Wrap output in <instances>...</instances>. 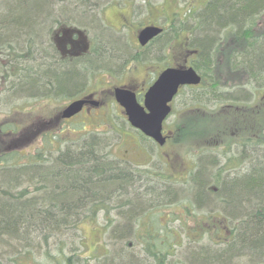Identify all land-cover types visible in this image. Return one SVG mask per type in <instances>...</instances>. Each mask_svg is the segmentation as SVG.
I'll return each instance as SVG.
<instances>
[{
    "label": "trees",
    "instance_id": "trees-1",
    "mask_svg": "<svg viewBox=\"0 0 264 264\" xmlns=\"http://www.w3.org/2000/svg\"><path fill=\"white\" fill-rule=\"evenodd\" d=\"M1 1H4L2 5L8 12L6 13L8 17L0 15L2 17L0 23L4 24L0 30L7 31L9 35L18 33L20 36L17 39L24 40V44L30 48L39 46L37 43H40L41 35L47 31L49 22L55 23L52 26L54 29L63 25L80 27L70 24L68 14L87 7L86 0L83 4L82 0ZM59 1H62L61 9L65 2L67 4L64 12L59 14L52 10L47 12L45 8L47 5H54ZM201 10L203 11L198 14L194 26L190 28V31L200 38H195L196 42L188 44L185 50L186 57L196 59L192 61V65L202 76V85L205 84V79L209 78L212 89L218 88L222 79L221 73L227 69L230 78L245 75L254 82L251 85L264 89V0H209ZM22 20L24 23L20 24ZM182 30H185L184 27L178 24L174 33L178 35ZM219 31L224 37L220 36L217 39ZM2 38L3 36H0V57L7 52L9 62L6 61V55L3 56L4 60L1 57L0 78L5 80L9 73L17 70L16 75L20 76L19 81L13 82L14 89H18L22 79L29 76L30 72L38 78L31 81L29 89L43 93L31 96L45 99L60 95L59 92L65 90L67 84L76 86L74 91L78 90L82 78L75 73L74 63L56 57L53 46L47 49L51 62L44 63L42 65L44 70L41 72H39L41 69L32 71L24 69V63L19 62L25 56L14 54L11 49L14 42H5L14 38L12 36ZM223 41L226 42L225 47L222 46ZM116 44L118 43L114 42L112 45V55L104 54L103 57L97 52L88 58L87 62L92 63L100 58L111 62L112 67L119 66L120 59L116 60L120 57L118 50L123 49ZM222 58L224 62L218 61ZM57 72L64 75L62 80L56 77ZM230 106L235 109L232 113L234 118L232 114L230 116V135H234L235 132L240 134L242 139L240 144L243 147L249 142L263 146L264 102L260 99L255 106H250L246 102ZM238 112L247 115L252 123L249 126L235 124L234 113ZM211 113L214 112L205 114ZM181 131L182 126L178 124L175 139L177 143H183V140H180ZM226 131L227 128L220 130L219 137H216L214 132L206 137L207 142L204 144L215 145L213 139L216 137L219 142ZM246 132L250 133L248 139L243 138ZM4 144L0 138V264L4 259H8L9 264H84V257L81 256L78 247L79 225L86 220L96 219L100 213L110 216L117 211L121 219L127 221L125 227L129 228V232L125 234L142 240L140 243L144 245V257L148 264H173L169 257L176 237L172 230L165 228L163 216L160 215L156 221L155 217L149 222L145 220L143 224L138 221L137 229L133 231L130 229L136 214L147 204H151L148 214L152 210L178 206L176 203L162 202L163 196L158 191L160 188L166 189L167 197L171 200L178 193L169 177L112 158L109 151L103 150L104 144L101 145L100 139L95 136L71 141L69 146L58 150L54 156L50 155L51 150L47 148L38 152L36 157L31 156L26 165L19 164L18 159L12 155L16 153H12L11 150L4 151L2 148L5 147ZM203 145L191 150H198L197 154L201 155L203 150L199 149ZM44 152L49 153L46 160L43 159ZM253 156L250 170L230 171L233 172L231 174L233 176L221 182L222 186H230V199L229 194L221 189L220 197L225 200H220L224 205L219 206L232 228L230 236L227 234L226 224L221 218L217 219L218 216L210 213L199 216V225L208 227L201 229V233L218 237L214 245L220 246V249L216 252L201 250L191 257L190 264H194V260L209 262L207 264H232L233 257L240 255L241 251L248 253L252 263L264 264V154L261 160ZM11 160L15 161L10 165ZM200 165V169L194 173L196 176L193 178V184L196 183V187L206 189V197H201L200 193L196 192L194 201L204 208H212L216 204L214 196L218 193H212L209 189L208 168L205 164L202 165V162ZM202 173L207 176L206 180H201ZM189 179H192V174ZM213 179L215 183L220 182L216 176ZM131 185H135L140 192H145V197L148 196L152 202L146 201L140 192L132 194ZM24 186L25 188L21 189ZM123 197L127 201L122 200ZM131 200H134V204L130 203ZM124 207L128 209L124 211L122 209ZM135 207L137 210L133 214L132 210ZM128 213L131 215H126ZM211 218L215 220L211 222ZM113 222L109 218V227ZM142 225L144 228L140 230ZM222 233H226L224 238L221 237ZM19 247L24 251H15ZM126 257L129 264L134 263L135 259ZM260 261L263 263H259Z\"/></svg>",
    "mask_w": 264,
    "mask_h": 264
},
{
    "label": "rangeland",
    "instance_id": "rangeland-1",
    "mask_svg": "<svg viewBox=\"0 0 264 264\" xmlns=\"http://www.w3.org/2000/svg\"><path fill=\"white\" fill-rule=\"evenodd\" d=\"M208 1L86 0V9L68 14L70 24L80 26L85 30L91 46L88 55L74 62V71L82 78L77 91H74L76 86L67 84V88L60 91L61 93L59 92L60 95L40 99L31 95H41L43 94L42 91L29 89L32 84L31 81L37 80L38 76L28 72L29 76H25L22 79L17 90L14 89L15 84L13 82L19 81L18 77L20 75H16V69H14L16 72L9 73L7 79L3 80L0 78V127H3V130L7 132H14V134L18 135H11L10 137L22 139L13 143V140L9 142V139L2 137L5 139V147L2 146V148L4 151L11 150L12 153H16L12 155L18 159L19 164L26 165L31 160V156L36 157L38 152L47 148L51 150L50 155L54 156L57 155L58 150H63L69 146L71 141H79L81 138L85 139L95 136L100 139L101 145L104 144L103 150L105 152L109 151L112 158L118 160L125 148H134L131 158H135L133 159L135 165L142 170L155 171L170 178L172 185L178 191L172 197L173 199H168L166 189L160 188L158 191L163 196L162 202L168 204L176 203L178 206L152 210L148 214L151 204H147L141 212L136 214L135 220L131 222L130 229L131 231L137 229L138 221L143 224L145 220L149 222L155 217L156 221L160 215L163 216L165 228L169 231L172 230L176 237L173 248L170 249L171 256L169 257L173 264H190L192 262L191 257L198 254L201 250L203 252L207 250L216 252L220 249V246L214 245L218 237L201 233V229L208 227L203 224L199 225V216L208 213L218 216L217 219L221 218L223 223L226 224L225 227L228 228L227 234L230 236L229 233L232 228H230L231 226L224 215L225 213L219 208V206L222 207L224 205L220 200H225L220 197L221 189L229 194L230 199V186H222L221 182L227 181L230 176H233L231 175L233 172L230 171H238V169L246 171L251 163V158H254L253 154H257V149L254 146L253 150H250L249 147H243L240 144L242 142L240 134L235 132L234 135H230V116L235 110L230 108L233 107L230 105L246 102L250 106H255L260 99L264 102V89L254 84L251 85L254 82L245 75L243 77L230 78L229 71L224 69L221 73L222 79L218 88L212 89V86H210L212 82L207 78L205 79V84L201 87L195 90H183L173 104V113L165 122L166 132L172 134L171 140L163 148H160L153 141L142 138L128 124L122 108L115 102L112 93L115 88L134 86L135 82L133 80L135 79L139 83L137 90L139 92L145 90L143 95H141L142 99H139V102L143 103L145 93L156 80L157 68H163L162 70H164L169 64L180 62L176 55L166 58V53L169 51L166 42H169L168 44L172 50H179V45L183 44V42H185V48H187L188 44H194L197 40L195 38L198 37L199 39L200 37L190 31V28L194 26L198 14L203 11L201 9ZM3 3L4 1L0 0V15L7 18L8 12L3 7ZM65 3L63 9H61L62 1L54 5H47L45 8L47 12L52 10L55 11L54 13L59 14L66 9L67 4ZM83 3L84 0L81 1V4ZM123 4L132 5V17L130 18V23L126 26L128 28H115L119 30L118 32L116 31V34L106 30L105 25L102 23L108 17L107 12H114L116 8L119 10L128 8V6L124 7ZM204 20L205 18L202 23ZM1 21L3 22V20ZM22 23H24V20L20 24ZM47 24L49 25L47 31L43 34L41 33L42 35L40 34L42 38L39 40L40 43H37L39 46L32 48L26 46L21 38L20 40L17 39L20 36L18 33L9 35L7 31L3 32V30H0V36H3L4 39L6 37L11 38V36L14 38V40L5 42H14L13 47L11 46V49L15 52L14 54L25 56L19 61L24 63V69L27 68L32 71L41 69L39 71L41 72L44 70L42 65L51 62L47 49L49 46H53L52 32L54 27L52 28V26L55 23L49 22ZM147 24L161 26L164 29V35L153 45L146 49H141L138 47L136 35L137 31L139 32ZM178 24H181L185 30L176 35L174 30ZM2 27H4V24L0 23V29ZM218 35L217 39L220 36L224 37L223 34H220V31ZM114 42L118 43L116 44L117 47L123 49L118 50L120 57L116 60L120 59L119 66L112 67L111 62L109 63L106 59L100 58H97V61H92V63L87 62V59L93 57L97 52L101 53L103 57L104 54L112 55ZM225 44L226 42L223 41L222 46L225 47ZM7 54V52L1 54L3 60L5 59L3 56L6 55L7 57ZM138 54H141V56ZM1 57L0 60H2ZM44 57L46 58L44 59ZM56 57H58L57 54ZM193 60H196L195 57H186V64L183 65H192ZM6 61H8V57ZM218 61L224 62L223 58ZM19 68L21 69L23 66ZM63 76L59 72L56 74V77L61 80ZM93 93L100 96L104 101L103 108L93 111L91 115L80 114L69 122L55 121L56 116L70 102ZM68 95L72 96L69 97ZM196 98L198 101H194ZM227 107L228 109H226ZM197 111L214 113L205 114ZM234 114L235 124L249 126L252 123L247 115L240 112ZM232 118H234L233 114ZM50 121H52L51 125L42 126ZM36 124L41 128L35 127ZM178 124L182 126L180 140H183V143H177L175 140ZM38 128L40 129L37 131ZM225 128H227V131L218 142L216 137L221 136L218 132ZM214 132H216V137L213 139L215 145H205L204 143L207 142L206 137ZM243 138H250V133H244ZM249 144L253 145L254 142H249ZM199 145H203L199 149L203 150L201 155L197 154L198 150H191L196 149ZM135 149L138 150L137 155H135ZM260 150L264 154V145ZM48 156L49 153L44 152L43 159L46 160ZM131 158H129L130 161ZM14 161L11 160L9 162L10 165L14 164ZM201 162L202 165L205 164L210 174L209 189L212 193H218L214 196L216 204L212 208H204L194 201V193L196 192L200 193L201 197H206V189L196 187V183L195 185L193 184V178L196 176L194 173L200 169ZM191 174L192 179L190 180ZM215 176L219 178L220 182H214L215 179L213 177ZM206 177L205 174H200L201 180H206ZM23 188L25 186L21 189ZM130 190L132 194L134 192V195L140 192L135 185H131ZM140 194L145 197V192L141 191ZM144 199L152 202V199L148 196ZM122 200L127 201L125 197ZM133 202L134 200L130 201V203ZM122 209L126 211L128 207ZM186 209L189 211L187 212ZM136 210L135 207L132 213L134 214ZM126 215L131 214L128 213ZM108 217L114 221L111 227H109ZM214 220L215 218L210 219L211 222ZM126 222V220L121 219L119 211H117L110 216L100 213L96 219H89L81 223L77 234L79 236L78 247L81 256L84 257V264H129L126 256L130 259H135L133 260L135 264H148L144 257V245L140 243L142 240L135 239L131 234H125V232H129V228L125 227ZM214 224L217 223L214 222ZM143 228L142 225L139 229L143 230ZM222 234L221 237L224 238L226 233ZM213 241L215 242L213 243ZM17 249L15 251H24L21 247ZM67 252L69 253V250ZM123 256L124 258H120ZM240 256L243 257L240 258ZM233 258L232 264H257L251 262L247 252L241 251L240 255H235ZM133 262L131 261V263ZM193 263L207 264L209 262L194 260ZM259 263L263 262L260 261ZM1 264H9V260L4 259Z\"/></svg>",
    "mask_w": 264,
    "mask_h": 264
},
{
    "label": "water",
    "instance_id": "water-1",
    "mask_svg": "<svg viewBox=\"0 0 264 264\" xmlns=\"http://www.w3.org/2000/svg\"><path fill=\"white\" fill-rule=\"evenodd\" d=\"M162 29L149 26L138 35L141 46L158 37ZM68 34H71L69 32ZM67 36V35H66ZM66 46L65 42L58 43L59 49ZM78 53L88 51L87 39L80 34L77 42ZM79 54H76L78 56ZM202 77L193 67L168 68L158 77L145 95L144 107L140 106L135 94L127 89H116L114 91L116 101L125 110L131 126L139 130L143 135L155 141L158 145L164 146L166 137L163 135V123L171 113L169 104L177 95L180 87L199 86ZM86 104L97 106V103L89 100H77L69 104L62 113V119H70L80 113Z\"/></svg>",
    "mask_w": 264,
    "mask_h": 264
},
{
    "label": "flooded vegetation",
    "instance_id": "flooded-vegetation-1",
    "mask_svg": "<svg viewBox=\"0 0 264 264\" xmlns=\"http://www.w3.org/2000/svg\"><path fill=\"white\" fill-rule=\"evenodd\" d=\"M123 6L124 7L128 6V8H124V9H121V10L116 8V9H114L115 10L114 12H107L108 17H107V19L105 21H103L104 23H102L103 25H105L104 27L106 28V30H109V31H111V32L116 34V31L117 32L119 31L118 29L128 28L126 26H127V24L130 23V18L132 17L131 16L132 12H133L132 5L131 4H123ZM148 26H158V25H153V24L148 25L147 24L143 28L148 27ZM115 28H118V29H115ZM126 30L129 31L128 29H126ZM141 30H139V32L137 31V35H136L138 47H140L141 49H146L147 47L153 45L155 42L159 41L162 38V36L164 35V32H163L159 37L153 39L146 46L142 47L139 44V42H138V35H139ZM81 31L84 32L81 28L72 27V26H69V25L57 26L54 29V35H53L54 37L53 38H54V41H55L56 45L58 43H62V42L66 43V46L61 48V49H59V47H57V48L55 47V52H56V54H57V56L59 58H62L65 61H75V60H79V59H81V58H83L85 56L84 54L81 55V53H78V49H77L78 48L77 47V42L79 41L80 34H82ZM69 32H71V34H68ZM87 42L89 44L88 46H90V42L88 40H87ZM179 42H181V41H179ZM168 43L166 42L167 48H169V51L166 53V58H171L173 55H176V58H179L180 62L179 63H174V64H169L165 69L171 68V67H173V68L183 67L184 66L183 64H186V50H185L186 48H185V45H184L185 42H183V44L179 45V50L178 51L175 50V49L172 50V48L170 47V45ZM76 54H79V55L76 56ZM138 55L141 56V54H138ZM162 69L163 68H157V77L165 70V69L164 70H162ZM133 81L135 82L134 86H132V87L123 86V87H125L126 89H131L132 91H134L136 93L137 100L139 101V99H142L141 95H143V92L145 90H142V91L139 92L137 90L138 86H139V83H137V80H135V79ZM188 89L192 90V88H188ZM183 90H184L183 88L180 89L178 94H181V92ZM112 95L114 97L113 93H112ZM84 97H86V99H89L90 101H96L98 103V106H94L92 104L87 105L80 114L91 115V113L93 111H98L99 109L104 107V104H105L104 101L97 94H94V93L93 94H87V95H84L83 98ZM143 100H144V98H143ZM174 102H175V99H174L173 103L171 104L173 110H174V107H173ZM123 114H124V111H123ZM79 115H77L76 117H74V118H72L70 120H63V122L72 121L73 119L77 118ZM57 120L59 121V119H57ZM165 134L168 135V140H169L170 133L166 132ZM11 135H13V134L12 133H8L7 136L10 137ZM253 146L257 149V154H253V155H255V158L257 160H261V157L263 156V152L260 149H262L263 146L261 144L260 145H256L255 143L253 145L249 144V143L247 144V147H249L250 150H253V148H254ZM132 147H135V146H132ZM257 147H259V148L262 147V148L259 149ZM133 149L134 148H132V149L125 148L123 153L121 154L119 160L122 161L123 163H129L132 166H135L134 163H133V159H135V158H131V155H133V153H132ZM258 149H259V151H258ZM137 153H138V150L135 149V155H137ZM129 158H131V161L129 160ZM252 159L253 158H251V162H252ZM250 166H251V163L247 167L246 171L250 170Z\"/></svg>",
    "mask_w": 264,
    "mask_h": 264
}]
</instances>
